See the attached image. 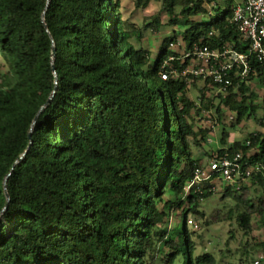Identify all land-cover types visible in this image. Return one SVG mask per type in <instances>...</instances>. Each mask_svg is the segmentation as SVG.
<instances>
[{
	"label": "trees",
	"instance_id": "trees-1",
	"mask_svg": "<svg viewBox=\"0 0 264 264\" xmlns=\"http://www.w3.org/2000/svg\"><path fill=\"white\" fill-rule=\"evenodd\" d=\"M134 1L144 8L150 0ZM156 1L180 33L152 63L129 41L120 0H0V264H151L158 245L171 241L165 264H217L196 252L188 219L182 230L169 225L180 209L198 214L213 192L185 190L202 165L193 148L208 135L188 96L196 78L162 80L159 71L172 55L178 71L191 65L182 56L195 45L244 52L248 44L232 23L233 0ZM150 26L158 31L159 18ZM252 65L256 74L234 80L225 96L204 80L200 105L211 116L215 108L211 126L224 115L206 87L236 112L232 125L255 112L251 82L264 90V64ZM260 124L231 144L224 128L222 147L211 152L239 151L264 164ZM251 180L223 186V197L239 199L246 234L253 214L264 226V172Z\"/></svg>",
	"mask_w": 264,
	"mask_h": 264
},
{
	"label": "rangeland",
	"instance_id": "rangeland-1",
	"mask_svg": "<svg viewBox=\"0 0 264 264\" xmlns=\"http://www.w3.org/2000/svg\"><path fill=\"white\" fill-rule=\"evenodd\" d=\"M233 2L238 5L242 4L243 0H233ZM120 3L127 30L131 31L129 41L135 46L141 45L146 48L150 53V62L154 63L168 39H171L175 33L179 34L180 28L167 25L168 17L160 13L161 3L156 0H150L144 8L137 7L134 0H120ZM156 17L160 20L158 31L154 28L152 30L150 26ZM172 50L178 52L180 47L176 45ZM204 80L196 78L194 84H191L188 89V96L196 104L201 116V118L197 116L196 127L198 130H207L208 134L202 149L193 148V157L198 159L202 165H206L211 150L222 147L219 141L224 128L228 133L227 143L231 144L234 141H243L251 134L261 131L263 127L260 120L264 119V107L262 106L264 90L256 83L251 82L252 89L256 90L258 95L255 112L251 115L246 114L241 121L233 125L228 115L236 117V112L220 104L217 93L206 87L205 97L212 99L215 106L219 103L224 115L222 122H217L212 127L207 120L213 119L212 117L217 118L216 114L213 116L215 108H210L213 112L211 116L210 113H206V108L200 105V89L205 85ZM251 181L253 180L247 179L243 185L250 186ZM212 182L218 188L200 201L197 209L199 213L193 211L184 213L183 209H180L177 215L170 219V227L175 226L182 230L185 220L191 219L193 224L187 222V233L189 239L195 244L196 252L212 253L217 264H264V248L261 244L264 241L263 222L258 215L253 214L250 221L251 229L246 234L238 224V215L243 209L236 208L239 199L223 197V186L226 185L217 179ZM256 193L258 192L251 186V191H249L251 197L253 198ZM173 245L174 241L167 242L162 247L158 245L155 259L151 261V264H165L162 260L167 252L173 250Z\"/></svg>",
	"mask_w": 264,
	"mask_h": 264
},
{
	"label": "built area",
	"instance_id": "built-area-1",
	"mask_svg": "<svg viewBox=\"0 0 264 264\" xmlns=\"http://www.w3.org/2000/svg\"><path fill=\"white\" fill-rule=\"evenodd\" d=\"M232 23L236 26L241 39L247 42V48L240 52L232 47L211 48L208 45H195L192 50L183 54L182 58H191L192 64L178 71L172 61L174 55L163 61L159 76L183 78L190 84L194 78L209 79L217 88V92L225 96L234 80H245L256 74L253 61L264 64V0H243L236 5ZM171 42L170 48L178 45ZM233 119L232 116L229 117ZM210 123V119L207 120ZM213 127V126H212ZM264 172V164L251 162L250 156L241 152H211L206 165L195 168L191 181L186 185V192H202L204 189L215 192L217 186L213 180H220L226 186L236 189L243 187V182L252 179L254 174ZM187 222L192 223L191 219ZM195 225V224H194Z\"/></svg>",
	"mask_w": 264,
	"mask_h": 264
},
{
	"label": "water",
	"instance_id": "water-1",
	"mask_svg": "<svg viewBox=\"0 0 264 264\" xmlns=\"http://www.w3.org/2000/svg\"><path fill=\"white\" fill-rule=\"evenodd\" d=\"M42 21L45 22L44 15H43V17H42ZM54 56H55V47H54V45H53V58H54ZM53 69L55 70L54 66H53ZM50 100H51V98L47 101V104H49Z\"/></svg>",
	"mask_w": 264,
	"mask_h": 264
}]
</instances>
